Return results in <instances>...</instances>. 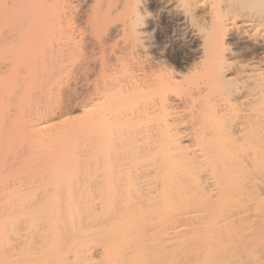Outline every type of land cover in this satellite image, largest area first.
<instances>
[{
    "label": "bare ground",
    "instance_id": "obj_1",
    "mask_svg": "<svg viewBox=\"0 0 264 264\" xmlns=\"http://www.w3.org/2000/svg\"><path fill=\"white\" fill-rule=\"evenodd\" d=\"M49 1L0 0V80L8 89L0 87L10 89L0 97V123L14 157L3 210L7 264H264V0H158L164 40L179 43L178 27L196 37L197 63L184 75L163 46L148 56L154 31L136 6L116 31L141 42V75L124 87L111 75L109 84L99 79L92 129L107 140H96L92 176L80 181L70 177L86 151L78 153V137L49 133L32 105L48 63L34 72L16 61L41 51L34 38L47 27L36 25L33 38L17 26L45 18ZM97 2L78 0V13Z\"/></svg>",
    "mask_w": 264,
    "mask_h": 264
},
{
    "label": "rangeland",
    "instance_id": "obj_2",
    "mask_svg": "<svg viewBox=\"0 0 264 264\" xmlns=\"http://www.w3.org/2000/svg\"><path fill=\"white\" fill-rule=\"evenodd\" d=\"M51 1L53 2V0L49 1L51 5L48 3L46 7L47 10L44 11L45 16L46 17L48 16L47 18L44 16V14L43 17L45 18L40 19V21L37 17L33 18V20H35V18L38 19L40 24L39 22H37V24H34V22H36L37 20L32 22L33 20L30 18V20H32L31 22L28 20L27 22L25 21L24 23L25 25L21 24L20 26H17L19 27L18 31L20 30V27L22 28L21 33L23 30H26V28L28 31L29 29H32L30 30V36L33 38L35 36H33L32 31L34 32V29H36L37 26L42 27L43 30H44V26H46L47 28L45 29H48V31L45 30V35L41 37V41H38L40 39L39 35H38L39 37L34 38V41L37 40L39 44L37 48L44 43L39 49H37L38 51L39 50L41 51L37 53L35 52L36 54L32 51L33 54L35 55H33L34 56L33 58L31 57V60L27 56L26 58L28 59V61L24 57H22V60L19 58L16 59V61H18V65H17L18 68L22 66V68L24 67L25 69L26 67L28 68V65L26 66V63L27 64L30 63V65L32 64L33 67L30 65L29 66L34 72H36L37 70H39V68H41L40 64L42 63V61L43 62L45 61V64L48 63L47 65H45V70L42 74L44 76H47L46 77L47 82L44 81L43 84L41 82H38L36 83L37 85L36 84L33 85V89L36 90L35 91L36 95L32 96L33 99L32 105L36 104L37 102L39 105L36 104L35 106H39V108L41 107L40 112L42 110L44 114V118H45L44 121L46 122V126L47 128H51L48 129V131H50L49 133H53L54 135L53 131H58L59 134L61 133V130H63V132L67 133L68 137L72 139V141L76 137H78V153L86 150L84 151L85 152L84 156L87 157H84L81 154L80 155L82 157L81 156L75 157L76 158L75 165L78 163V166L76 167L77 168L76 170L70 172V177L75 181H80L83 180L81 179L83 178V176L85 179L86 177L92 176L91 169L93 168V163L96 159L94 155L95 152L94 148L96 147L97 141L99 139L97 140L96 136L94 137V132L92 129L93 115L91 113L93 110V105H95L96 103L95 89L97 87V84L100 83L98 81L101 80L103 84L105 83L109 84V78L108 77L106 78V76L111 75L112 77L111 79L113 80V77L114 78L116 77L115 79L117 80L115 79L114 80L117 83L120 81V83L118 84H122L123 85L122 87L130 86L131 83L130 81L131 79H133L131 78V76L136 77V79L140 77L141 72L139 69H142L140 65L142 64V62H144L146 57V54L144 53L143 49L140 48L141 42L138 39H136L131 35H123V34L118 35L116 30L122 29L124 25L128 24V22L131 19V15L136 10V6H138V9L140 10L142 15L143 22H150L151 28L154 31L152 32V40L150 41L152 47L151 49H149L148 56L156 57V55L161 51V49L164 48L163 56L164 55H165L164 57L168 56L169 64L175 69L182 70L183 73L180 71L179 72L182 73L183 75L184 73L186 74L192 71L191 69L193 68V65L197 63V59L195 60V57L193 56L195 54L194 53L195 50L197 49L195 45L196 43L194 42L196 37H194L195 39L193 38L194 40H192L190 37H182L183 31L181 30V27L180 28L178 27L180 32L178 31L177 34H179V37L182 35L180 38L178 37V41L179 43L181 41V44L185 46L184 48L181 44H179L177 41H174L172 38H166L164 40L162 34L165 33L164 31H166L165 28L166 26L164 23V19L159 14V9L157 7L159 3L158 0H127L125 2H120V1L112 2L110 0H100V2L95 3L94 5H92V7L86 8L85 14L78 13V0H54L53 3H51ZM48 6L50 7L49 9ZM46 11H47V15H46ZM44 19H47V22H49L47 25L45 24V22H43L46 21ZM52 19L54 23L52 22ZM173 20L174 19L172 18L171 19L168 18V24L169 27L171 28L173 25L171 22H173ZM28 22H30V26L31 23L33 24L31 28H29L30 26L27 27L29 24ZM42 22L45 25H42ZM39 27L37 29H39ZM138 28L145 30V26H141ZM167 30L170 29L168 28ZM158 35L159 36L161 35L163 39ZM27 39L25 41L27 43L24 42V44H27L26 47L28 50H32V48L30 49L28 47L30 46L33 47L34 44L33 43H31L33 45L28 44L32 41H29L31 40L30 37H28ZM171 39L173 42H170ZM23 41L20 43L21 47L23 46ZM42 41L43 43L40 44L39 42ZM168 41L169 43H167ZM183 41L185 42V44ZM196 42L198 43V41ZM45 43L47 44V46L45 45ZM36 45L37 44L35 43V46ZM165 46H168L167 50ZM235 47H237V45L232 43V48ZM159 49L160 51H158ZM32 52L30 54H32ZM130 52L132 56L131 60H133L134 63L127 58L128 56H130L128 55ZM133 53H134V57H133ZM191 53L193 54L192 55L193 58L191 57ZM181 55L184 57L182 58V61L180 60L181 57H179ZM125 56H127L126 58L128 60L125 58ZM169 56H171L172 58H169ZM174 57L176 60H174ZM0 59L1 61H3L4 58L2 59V57H0ZM23 59H25V61L27 62H23ZM19 63L21 64L19 65ZM35 63L37 65L40 63L39 64L40 66L35 67ZM106 65L109 68H111L109 71L110 73L108 72V74H105L106 73L105 72L101 78L98 77L99 69L101 67H105ZM182 67L187 70L185 71ZM188 67L191 69L188 70ZM138 73L139 75L135 76ZM182 74L178 73V75H176V77L177 76L179 77V79L177 77L178 80H180ZM31 76L33 77V75ZM1 83L2 82L0 80V84ZM39 83L41 84V86ZM110 84H113V82ZM2 85L4 86L3 83L1 84V87H3ZM42 86H46V87H42ZM4 88L8 89L7 84H5ZM6 89H4L3 92L1 91L2 88L0 89V91L3 93V94L1 93L0 97L1 96L3 98L5 97L4 91ZM9 90L8 92L6 91V93H9ZM45 92L48 96H46ZM36 96L38 97L39 101ZM5 101L6 99L2 101L0 99V106ZM60 116L64 118L62 120H58ZM3 123L5 124L6 122ZM102 123L104 125H107V122H105L104 120L102 121ZM4 124L0 123V137L3 136L2 138L4 140L2 141V138L0 139V154H1L0 155V200L2 199V201L0 202L1 203L0 204V247H1L0 264H5V262L7 264L10 262L9 255L7 253L8 242H7V237L5 236L6 235L5 233H7L6 230H9V227L7 226V222L9 221V218L3 216L4 215L3 210L5 209V206L8 203L6 202L8 200L6 196V194L8 193V187L6 186L8 185V181L12 177V169L10 171V168L12 167V164H14V157L11 155L12 153L10 149L2 145V143L6 141V139H4L5 134L7 132L8 134H10L9 130L8 129L6 130L7 125L5 124L6 125L5 126ZM3 130H5V132ZM2 132L4 133V135H2L3 134ZM105 133L108 132L105 131ZM100 140L106 141L107 134H105V136ZM18 148L20 149L23 148V146L20 145L19 142H18ZM70 149L72 148L70 147ZM105 149L108 150V148ZM79 150L81 151L79 152ZM88 151L90 152L87 153ZM84 162L85 164H83ZM81 163L82 165L79 166ZM18 166H19L18 168H21V166L24 167L25 164L20 163L18 164ZM80 167L82 169H80ZM46 170L47 169L45 168V171ZM82 170L83 171L85 170L87 172L84 171L81 174ZM81 175L82 177H80ZM71 178L70 180H72ZM15 251L18 252V250H14V252ZM15 260L16 259H14L13 262Z\"/></svg>",
    "mask_w": 264,
    "mask_h": 264
}]
</instances>
